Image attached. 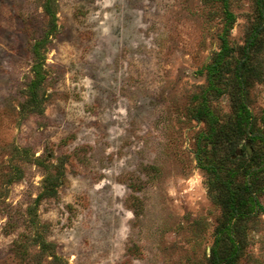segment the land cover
<instances>
[{"label": "rangeland", "instance_id": "374dc122", "mask_svg": "<svg viewBox=\"0 0 264 264\" xmlns=\"http://www.w3.org/2000/svg\"><path fill=\"white\" fill-rule=\"evenodd\" d=\"M227 3L228 41L241 44L253 0ZM46 21L42 0H0V264H207L221 211L195 155L205 124L190 110L222 3L56 0L31 111L29 45ZM249 99L264 118V84ZM213 108L225 118L227 95ZM260 203L239 264H264Z\"/></svg>", "mask_w": 264, "mask_h": 264}, {"label": "trees", "instance_id": "16d2710c", "mask_svg": "<svg viewBox=\"0 0 264 264\" xmlns=\"http://www.w3.org/2000/svg\"><path fill=\"white\" fill-rule=\"evenodd\" d=\"M218 1L222 3L224 31L206 65V84L192 95L190 116L205 124L196 141L195 155L207 175V194L221 211L207 264H239L248 246L251 223L263 209L264 118L251 112L249 90L255 83L264 84V0H253V19L243 42L237 45L230 44L227 38L234 15L227 0ZM42 8L47 17L46 29L40 39L29 45L32 78L22 103V108L31 111L41 105L46 80L43 52L47 37L56 27V0H42ZM223 94L230 104L225 118L213 108V102ZM46 173L48 176L49 171ZM39 244L43 250L47 245L42 239ZM52 255L57 260L55 252Z\"/></svg>", "mask_w": 264, "mask_h": 264}]
</instances>
